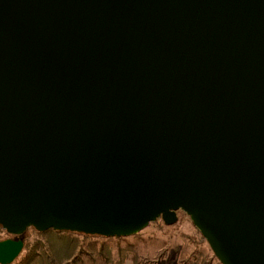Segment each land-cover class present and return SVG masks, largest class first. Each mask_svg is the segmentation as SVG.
<instances>
[{"label": "water", "instance_id": "1", "mask_svg": "<svg viewBox=\"0 0 264 264\" xmlns=\"http://www.w3.org/2000/svg\"><path fill=\"white\" fill-rule=\"evenodd\" d=\"M178 211L220 264H264V0H0V227Z\"/></svg>", "mask_w": 264, "mask_h": 264}, {"label": "rangeland", "instance_id": "2", "mask_svg": "<svg viewBox=\"0 0 264 264\" xmlns=\"http://www.w3.org/2000/svg\"><path fill=\"white\" fill-rule=\"evenodd\" d=\"M24 236L29 243L38 238L30 230ZM118 238L106 240L114 258L119 248L129 245L142 264H194L196 260L202 259V263L197 264H220L181 211L177 212V221L172 225H165L158 219L137 234ZM18 239L23 240V234Z\"/></svg>", "mask_w": 264, "mask_h": 264}, {"label": "trees", "instance_id": "3", "mask_svg": "<svg viewBox=\"0 0 264 264\" xmlns=\"http://www.w3.org/2000/svg\"><path fill=\"white\" fill-rule=\"evenodd\" d=\"M29 230L38 237L30 243L24 236ZM109 238L68 230L38 232L30 227L23 233V249L18 259L11 264H123L126 260L132 264H142L129 245L119 248L114 258L106 242ZM202 261L196 260L194 264Z\"/></svg>", "mask_w": 264, "mask_h": 264}, {"label": "flooded vegetation", "instance_id": "4", "mask_svg": "<svg viewBox=\"0 0 264 264\" xmlns=\"http://www.w3.org/2000/svg\"><path fill=\"white\" fill-rule=\"evenodd\" d=\"M18 237L19 236H14V235H11V234L7 233L5 230H3L0 227V241H3V240L18 241L19 240ZM20 241L23 242L22 240H20Z\"/></svg>", "mask_w": 264, "mask_h": 264}, {"label": "crops", "instance_id": "5", "mask_svg": "<svg viewBox=\"0 0 264 264\" xmlns=\"http://www.w3.org/2000/svg\"><path fill=\"white\" fill-rule=\"evenodd\" d=\"M123 264H132V262L131 261H129V260H126V261H124V263Z\"/></svg>", "mask_w": 264, "mask_h": 264}]
</instances>
